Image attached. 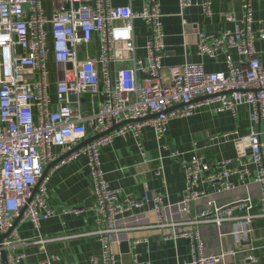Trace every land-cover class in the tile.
<instances>
[{"label": "built area", "instance_id": "1", "mask_svg": "<svg viewBox=\"0 0 264 264\" xmlns=\"http://www.w3.org/2000/svg\"><path fill=\"white\" fill-rule=\"evenodd\" d=\"M198 2L202 16L212 20L216 15L212 0ZM241 3L238 22L232 13L218 14L224 22L234 24L233 28L218 36L197 35L199 55L215 58L234 50L240 61L235 63L226 55L225 72H206L194 63L163 67L165 35L159 0H144L138 11L112 6L110 0H54L50 16L43 0H0V235L11 230L18 218L28 219L38 229L42 220L57 211L81 213L75 207L55 210L49 206L46 182L52 169L84 155L94 190L95 229L82 236L96 238L101 246L100 259L92 256L91 264H116L112 246L124 230L118 226L119 217L149 202L154 224L133 229L166 231L165 241L187 239L191 260L186 264H222L234 255L222 246L215 254L206 253L199 228L211 224L221 230L226 225V235L240 243L249 236L253 221L264 219V144L256 129L264 120V65L254 44L256 38L264 42V24L255 35L252 0ZM192 6L193 0H178L183 25V14ZM135 21L150 31L145 61L136 57ZM95 35L99 38L97 55L81 59L80 52ZM113 64H118L114 72ZM52 74L56 78L54 109L49 92ZM241 106L251 108L248 157L240 148L235 158L209 162L195 154L186 159L178 150H171L170 157L180 161L185 172V189L178 203L164 204L158 194L135 198L109 187L100 150L115 138L132 137L144 156V128H150L161 142L171 120L189 118L196 110L235 115ZM232 135L223 133L211 140L226 141ZM54 162L57 164L42 179L45 167ZM250 165L258 168V175L247 182ZM155 175L160 176V171ZM251 184L260 187L256 197L247 194L225 204L216 202V197L248 189ZM204 185L207 190H200ZM200 202V209L192 215ZM142 241L131 242V264H149L139 262L134 253ZM21 243L13 229L0 243V264L2 252L7 264H19L24 255H14L11 249ZM53 260L56 257L46 255L39 264H52Z\"/></svg>", "mask_w": 264, "mask_h": 264}, {"label": "crops", "instance_id": "2", "mask_svg": "<svg viewBox=\"0 0 264 264\" xmlns=\"http://www.w3.org/2000/svg\"><path fill=\"white\" fill-rule=\"evenodd\" d=\"M112 6H129L133 11L142 8L144 0H110ZM199 0H193V6L185 10L183 20L178 15V0H159L162 14L163 31L165 35V54L162 61L166 69L184 63L201 64L206 72H225V56L230 55L235 63L240 61L234 50L220 54L215 58L201 56L197 53V35H220L225 29L233 28L234 24L226 23L219 17V13H232L238 22L241 18V0H212L215 17L205 19L198 6ZM54 0H43L46 15L50 16ZM253 31L256 35L264 24V0H252ZM150 31L141 22H134V41L137 47L136 57L145 61L144 46ZM255 49L259 61L264 65V42L256 38ZM99 49L98 35L92 42L82 49L80 58L94 57ZM51 71L54 64L49 62ZM118 68L112 65V71ZM166 75V73H165ZM55 75L50 78L51 108L54 109ZM251 108L241 106L235 115L230 112L213 113L207 110H196L189 118L171 120L166 128L165 139L157 142L150 128L142 131V146L144 156L139 151L135 140L130 136L118 137L100 150L101 168L109 187L141 198L144 194L152 197L160 195L164 204H176L183 196L185 189V172L180 161L170 157L171 150H178L188 159L195 154L207 161L232 159L239 155L242 148L248 157L249 150L245 140L250 132ZM260 140L264 144V120L257 128ZM232 133L228 140H211L213 136ZM239 141V142H238ZM241 141V142H240ZM167 146V147H166ZM239 147V148H238ZM54 153L58 152L53 148ZM242 152V154H244ZM245 157V158H246ZM144 158V159H143ZM160 171V176L155 173ZM251 182L258 175L256 166H249ZM200 190L207 187L200 186ZM48 204L55 210L65 207H75L81 210L79 214H59L42 220L40 227L35 229L28 219L18 221L14 232L22 241L11 249L14 255L23 254L19 264H39L46 255L56 257L52 264H91V257L100 259L101 246L96 238L82 236L95 229L94 205L95 197L90 179L88 158L79 156L70 163L52 169L46 182ZM260 187L251 184L248 189L240 188L233 192L216 197L218 204L244 198L247 194L256 197ZM202 203L196 204L192 215L196 214ZM152 203L149 202L139 209L129 211L119 217L118 226L124 228L117 234V242L112 251L116 264H131V242L134 239L143 240L134 250L139 262L149 264H186L191 260L190 242L187 239L163 240L166 231L146 227L154 224V217L150 213ZM257 210V208H255ZM205 243L206 253L215 254L220 246L228 248L234 255L227 256L222 264H264V219L259 218L251 224V231L246 240L235 243L226 235L228 226L221 230L214 225H202L199 228ZM219 234H224L219 236ZM39 240H47L39 243ZM128 243L129 250L122 246ZM249 257L252 258L248 259Z\"/></svg>", "mask_w": 264, "mask_h": 264}, {"label": "water", "instance_id": "3", "mask_svg": "<svg viewBox=\"0 0 264 264\" xmlns=\"http://www.w3.org/2000/svg\"><path fill=\"white\" fill-rule=\"evenodd\" d=\"M66 7H68V5H66ZM69 99H70L71 101H73L75 98H74V96L70 95V96H69ZM83 109H84V110L86 109V105H85V104L83 105ZM97 137H99V135L94 136V137H91V138L85 140L84 142H82L81 144H79L76 148H74V149L72 150V152L77 151L78 149H80L81 147H83V146H85L86 144L90 143L91 141H93V140L96 139ZM245 144L247 145V141H246V140H245ZM72 152H70V153H72ZM70 153L65 154V155L63 156V158L67 157ZM241 155H244V154H241ZM55 164H57V163H56V162H54V163H50L48 166L45 167V169H44V171H43V174H42V179L48 174V172L51 170V168H52ZM18 221H19V218L15 221L14 226H13V228H12L11 230H9L7 233H5V234H3V235H0V243H1V241H2L4 238H6V237L11 233V231L14 229V227L16 226V224L18 223ZM122 246H124V248H126V251L129 250V248H128V243L124 242V243H122ZM1 255H2V263H3V264H7V260H6L5 252H2Z\"/></svg>", "mask_w": 264, "mask_h": 264}]
</instances>
